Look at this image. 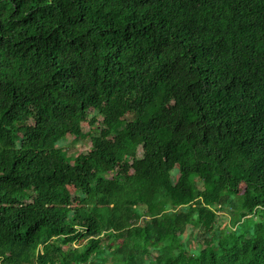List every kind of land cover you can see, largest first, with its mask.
Listing matches in <instances>:
<instances>
[{"label":"trees","instance_id":"obj_1","mask_svg":"<svg viewBox=\"0 0 264 264\" xmlns=\"http://www.w3.org/2000/svg\"><path fill=\"white\" fill-rule=\"evenodd\" d=\"M0 264H264V0H0Z\"/></svg>","mask_w":264,"mask_h":264},{"label":"rangeland","instance_id":"obj_2","mask_svg":"<svg viewBox=\"0 0 264 264\" xmlns=\"http://www.w3.org/2000/svg\"><path fill=\"white\" fill-rule=\"evenodd\" d=\"M83 131L88 132L86 135L76 138L74 134H68V136L62 141V146L64 149L68 152L69 157H77L81 152L86 151L91 144V137L89 133L93 132L90 130V126L88 124V121L84 122L83 125ZM79 188H80V182H76L72 185H70V190L72 191L73 194V201L74 203L77 202L78 199V194H79ZM242 190H243V185H242ZM237 201V199H235ZM145 207V206H141ZM236 207L229 206V209L227 210L226 208L219 210L220 217L218 219V222L216 224L215 231L219 233L220 236H224L225 233L230 232L231 228H235L236 224H234L237 220L236 213ZM261 215V210H259L258 214L255 216H252L251 218H247V221H250L251 219L256 220L259 218ZM243 226V223L241 224ZM214 231V232H215ZM214 232H210L208 235L209 238L213 237ZM195 232H192L193 237L195 236ZM214 238V237H213ZM213 238L211 240H213ZM203 240V238H202ZM215 241V240H213ZM199 244V243H197ZM197 244L195 245L194 243V238L190 242H188L189 246H193V248H196ZM202 245H198V248H200Z\"/></svg>","mask_w":264,"mask_h":264}]
</instances>
